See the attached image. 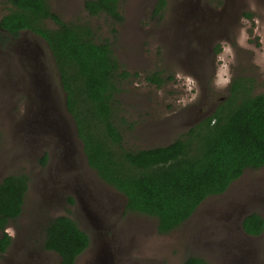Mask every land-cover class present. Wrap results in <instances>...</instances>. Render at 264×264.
<instances>
[{
  "label": "rangeland",
  "instance_id": "374dc122",
  "mask_svg": "<svg viewBox=\"0 0 264 264\" xmlns=\"http://www.w3.org/2000/svg\"><path fill=\"white\" fill-rule=\"evenodd\" d=\"M84 1L47 0L62 21L88 23L132 74L113 107L125 149L168 145L210 116L234 80L264 93V0H165L156 14L157 0H119L120 22L89 16ZM5 9L0 4V17ZM154 73L167 80L148 82ZM64 97L46 43L28 31L1 34L0 181L25 174L28 190L6 227L11 241L0 264H57L42 242L46 224L62 215L90 239L75 264H182L188 256L264 264V228L255 237L241 228L249 214L264 220V167L246 169L179 227L158 234L153 217L125 211L124 195L88 166Z\"/></svg>",
  "mask_w": 264,
  "mask_h": 264
},
{
  "label": "trees",
  "instance_id": "16d2710c",
  "mask_svg": "<svg viewBox=\"0 0 264 264\" xmlns=\"http://www.w3.org/2000/svg\"><path fill=\"white\" fill-rule=\"evenodd\" d=\"M0 4L6 7L0 36L16 37L28 30L48 46L88 166L124 195L125 211L153 217L158 234L179 227L202 201L223 194L246 169L264 167V93L253 94L246 80H234L229 96L210 116L168 145L127 150L114 124L113 107L122 82L132 74L114 56L109 42L97 40L88 23L62 21L47 0H0ZM164 4L165 0H157L153 13ZM83 8L91 17L122 19L119 0H85ZM146 80L159 86L167 79L154 73ZM27 190L25 174L0 181V256L11 241L6 227L20 216ZM241 228L248 236H259L264 220L249 214ZM89 244L88 235L68 216H56L45 226L42 245L59 256L57 264H75ZM182 264L210 263L188 256Z\"/></svg>",
  "mask_w": 264,
  "mask_h": 264
},
{
  "label": "flooded vegetation",
  "instance_id": "af4514ba",
  "mask_svg": "<svg viewBox=\"0 0 264 264\" xmlns=\"http://www.w3.org/2000/svg\"><path fill=\"white\" fill-rule=\"evenodd\" d=\"M26 31H28V30H25V31H20V32H19V34H21L22 32H26ZM28 32H29V31H28ZM7 36H8V37H10V38H12V37H11V36H9V35H7ZM17 36H18V35H17ZM17 36H16V37H17Z\"/></svg>",
  "mask_w": 264,
  "mask_h": 264
},
{
  "label": "clouds",
  "instance_id": "9594fccd",
  "mask_svg": "<svg viewBox=\"0 0 264 264\" xmlns=\"http://www.w3.org/2000/svg\"><path fill=\"white\" fill-rule=\"evenodd\" d=\"M8 231L11 232V229H9Z\"/></svg>",
  "mask_w": 264,
  "mask_h": 264
}]
</instances>
